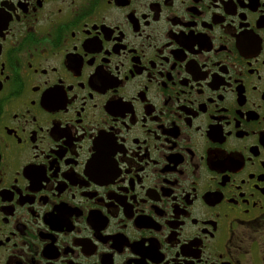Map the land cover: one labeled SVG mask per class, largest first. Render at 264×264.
I'll use <instances>...</instances> for the list:
<instances>
[{
	"label": "flooded vegetation",
	"instance_id": "flooded-vegetation-1",
	"mask_svg": "<svg viewBox=\"0 0 264 264\" xmlns=\"http://www.w3.org/2000/svg\"><path fill=\"white\" fill-rule=\"evenodd\" d=\"M0 264H264V0H0Z\"/></svg>",
	"mask_w": 264,
	"mask_h": 264
}]
</instances>
